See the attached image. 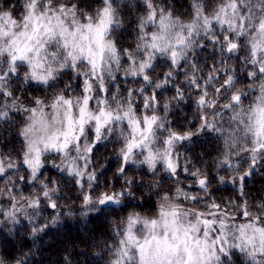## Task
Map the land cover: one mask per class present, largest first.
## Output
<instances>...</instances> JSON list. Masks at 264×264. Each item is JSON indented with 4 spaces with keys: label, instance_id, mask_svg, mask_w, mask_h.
I'll return each instance as SVG.
<instances>
[{
    "label": "snow or ice",
    "instance_id": "1",
    "mask_svg": "<svg viewBox=\"0 0 264 264\" xmlns=\"http://www.w3.org/2000/svg\"><path fill=\"white\" fill-rule=\"evenodd\" d=\"M140 3L144 12L133 20L135 43L123 48L113 36L122 27L115 0L95 6L86 0L0 2V121L11 123L13 112L26 114L18 133L20 150L0 151V198L7 200L0 203V223L26 219L36 236L59 222L58 212L38 223L44 219L42 202L56 210L53 197L62 198L57 182L42 171L48 154L60 156V164L51 166L78 187L81 215L96 218L126 210L137 200L145 182L129 177L128 169L141 165L160 203L155 216L130 212L120 219L109 264H233L234 252L246 264H264V201L249 205L243 192V181L264 168V0H219L211 9L205 0H192L188 22L174 15V6ZM161 59L167 70L156 73ZM233 59L240 61L239 68L229 63ZM68 72L72 75L64 81ZM240 73L251 81L243 88L237 86ZM129 80L140 86L126 87ZM17 81L18 91L40 85L52 95L27 97L25 105L13 90ZM170 88L175 95L162 103L158 94ZM192 91L195 97L187 95ZM186 99L196 106L191 121L181 115ZM173 106L195 131L172 126L166 118ZM202 134L214 136L223 148L211 169L195 167L176 151ZM109 143L119 144L114 151L119 166L97 194L107 162L97 169L93 159ZM243 154L248 166L238 169ZM214 169L238 174L226 179ZM161 171L165 175L152 184ZM181 173L191 183L183 184ZM165 179L175 183L161 192ZM214 181L239 182L242 203L217 202ZM23 185L39 191L25 195ZM201 204L202 209L196 207ZM0 264L9 262L0 257Z\"/></svg>",
    "mask_w": 264,
    "mask_h": 264
},
{
    "label": "trees",
    "instance_id": "2",
    "mask_svg": "<svg viewBox=\"0 0 264 264\" xmlns=\"http://www.w3.org/2000/svg\"><path fill=\"white\" fill-rule=\"evenodd\" d=\"M2 2V0H0ZM155 2H163L166 6H174V15L181 17L185 22L191 19L192 9L190 7L192 0H155ZM219 0H205L206 7L211 9ZM86 3L92 5H98L99 0H86ZM129 3H135L138 5L136 9L129 10L125 5ZM115 4L120 9V19L122 20V27L117 29L113 36L117 39L120 47L127 48L134 45V37L136 35L133 25V20L136 16L142 15L144 7L140 3V0H115ZM81 6H84L83 4ZM206 55V53H205ZM242 55V53H241ZM212 63L211 60L208 61ZM230 64L240 67V61L231 60ZM125 67L127 64L124 65ZM203 67V63H202ZM26 69H21V73ZM167 70L166 63L161 59L156 67V73H162ZM206 70V69H205ZM71 72H68L63 80L67 81L71 76ZM240 79L237 80V86L245 87L251 81L244 77L243 73H240ZM121 82L123 77H120ZM180 82H183L184 77H178ZM140 85L133 84L131 80L126 87H139ZM218 86V85H217ZM19 88V81L13 85V90L20 96L21 101L28 105L29 101L27 97H48L52 95L53 90L45 91L40 85H34L26 87V91L17 89ZM175 95L174 89L163 90L158 94V98L163 103ZM188 96L195 97L194 91L187 93ZM250 95H255L254 92ZM245 104L249 101L245 99ZM182 110L181 115L187 116L188 120H194V112L196 110L194 99H186L184 104L180 105ZM158 114L163 116L164 111L161 106L158 109ZM25 113L13 112L11 115V123H5L0 121V151H3L5 155L19 151L22 144V138L18 135L20 129L24 125ZM173 122V127L179 129L181 124L184 128L191 127L195 131V127L189 125L187 121H183L177 115V109L175 106L171 109L169 115L166 118ZM198 124L199 122L196 121ZM166 135V134H165ZM119 147V144L109 143L107 148H100L95 153L93 159V167L97 169L101 165L106 166L104 175L100 176V184L97 188V194L104 191L105 181H111L114 179V173L119 166V161L114 157V151ZM176 151L181 153L182 156L188 157L195 167L200 169H211L213 165L217 164L222 159L223 148L220 142L215 139L214 136L208 134H202L200 137L195 138L194 141L189 144L178 145ZM244 159H241L237 165L238 169H247V163L244 161L247 159V154H243ZM49 163L42 170L45 177L51 178L59 185L58 198L56 196L53 199H57L58 208L53 210L43 206L41 215L44 219H40L38 223L44 224L51 220V218L58 212L62 213L59 217V222L42 233H38L33 236L31 233V227L26 219H21L19 224L13 225L11 223H0V257L9 262V264H15L16 259H22L25 264H109V260L112 258V254L109 251L111 246L116 243V233L113 231L119 223L120 219L126 217L127 213L138 212L143 216H155L156 207L160 202V197L156 194L157 189L155 187L149 188L148 182L150 176L142 171L141 165H130L128 169L129 177H137L144 180V186L136 193L137 200L132 202L126 210L118 211L116 213L106 212L103 217L96 218L94 214L81 215L82 201L78 199L79 189L72 183L70 177L66 173L58 171L52 167L51 164L57 163L56 154H48L46 157ZM237 158H234V160ZM220 175L227 178L237 175L236 170L227 169L219 170ZM20 174L25 175L23 167L20 169ZM165 175L162 171L159 172L154 178H151L152 184H155L157 180H160L161 176ZM180 179L183 184L187 185L191 183V179L186 177L183 173L180 174ZM175 181L172 179H165L162 182L161 192H168L170 186ZM243 192L245 193V199L249 205L258 204L264 201V168H257L253 174L247 177L243 181ZM24 194L28 195L32 191H39V189H33L27 185L22 186ZM51 187V185H50ZM119 187V184H117ZM211 187L219 189L213 192L214 199L217 202L223 200H232L236 203H242L240 199V183L236 184L226 183L219 184L213 182ZM0 202L7 204V200L0 198ZM139 205V206H137ZM118 209L121 206H116ZM197 208L202 209L201 205H196ZM256 211L255 208L250 209ZM3 218L0 217V220ZM237 222H242L239 219ZM233 264H246L245 258L238 252H234L232 256Z\"/></svg>",
    "mask_w": 264,
    "mask_h": 264
},
{
    "label": "rangeland",
    "instance_id": "3",
    "mask_svg": "<svg viewBox=\"0 0 264 264\" xmlns=\"http://www.w3.org/2000/svg\"><path fill=\"white\" fill-rule=\"evenodd\" d=\"M55 154V153H54ZM56 156H57V159H56V161H57V163L59 162V164H60V162H61V160H60V156L58 155V154H56ZM22 175V174H21ZM1 203V202H0ZM160 203V202H159Z\"/></svg>",
    "mask_w": 264,
    "mask_h": 264
}]
</instances>
